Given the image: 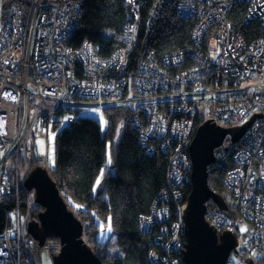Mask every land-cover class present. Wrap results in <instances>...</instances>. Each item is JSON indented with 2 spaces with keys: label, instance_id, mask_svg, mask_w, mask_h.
I'll return each mask as SVG.
<instances>
[{
  "label": "built area",
  "instance_id": "1",
  "mask_svg": "<svg viewBox=\"0 0 264 264\" xmlns=\"http://www.w3.org/2000/svg\"><path fill=\"white\" fill-rule=\"evenodd\" d=\"M125 1L130 13L136 6L142 7L141 0ZM194 1L187 0L186 7L179 11L183 17L194 15ZM202 1V15L213 3L215 19H222L213 32H200L201 36L212 35L216 44L208 54L200 43L198 47L205 49H199L200 58L173 73L168 66L183 53L158 58L149 55L144 58L147 64L140 61L136 67L121 70L123 60L118 64L120 57L115 52L105 59L93 56L95 50L88 41L79 47L71 44L70 37L79 24L76 25L81 0H0V205L16 191V180L21 181L26 204L24 209L18 205L7 213L9 221L0 232V264H25L22 256L26 262L40 264L38 241L28 232L34 206L25 186L32 168L31 139L37 128L49 129L58 122L62 110L67 115L64 121L72 126L81 116L76 109L87 107L86 97L91 90L97 94L96 106L101 109L128 107L142 113L137 115V125L142 129L148 151L158 146L170 151L167 185L152 204L150 213L140 217L143 230L153 232L159 227L152 243L165 252L151 249L149 264H166L163 258L167 256L172 261L170 264H180L174 252L182 254L184 249L187 208L181 187L191 176L189 141L197 127L206 121L233 127L257 115L237 143L240 146L234 153L235 164L227 170L224 182L230 195L235 194L244 205V211L252 207L248 205L250 200L262 203L255 204L259 207L252 214L250 224L233 219L230 209H223L213 200L208 203L206 217L220 231L236 234L235 253L247 259L264 256V35L248 42L239 30L232 32L228 28L229 4L225 0ZM238 1L247 6L245 23L258 19L264 30V0ZM138 25L130 15L124 26V66L130 62ZM220 35L230 44L219 47ZM81 61L88 65L85 70L93 78L85 82L86 87L73 92L61 80L69 66L76 67ZM107 66L112 67V73ZM171 85L177 90L175 94L170 91ZM125 97L127 100L122 101ZM176 103L180 110L173 108ZM260 160L263 164L259 166ZM42 162L47 163L45 155ZM170 201L176 203L175 218L171 217ZM11 212L17 214L15 219ZM256 239H262V244H253L252 240ZM48 241L46 251H61L58 239ZM97 254L102 256L100 252ZM227 264L238 263L230 258Z\"/></svg>",
  "mask_w": 264,
  "mask_h": 264
},
{
  "label": "trees",
  "instance_id": "2",
  "mask_svg": "<svg viewBox=\"0 0 264 264\" xmlns=\"http://www.w3.org/2000/svg\"><path fill=\"white\" fill-rule=\"evenodd\" d=\"M228 1L227 16L248 42L264 35L257 20L248 24L243 20L247 10L245 3ZM155 2L141 0L139 39L129 54L133 65L138 56L148 50L161 57L172 52H185L194 44L197 18L178 14L176 2L165 1L158 10L154 8ZM81 3V20L69 42L79 47L89 41L97 55L106 59L124 43L123 30L130 16L128 5L125 0H81ZM103 112L106 128L92 116H79L72 126L66 124L56 134L55 165L44 166L58 182L71 209L83 221L87 243L94 251H103L101 259L104 263L149 264L151 249L165 252L152 243L159 227L156 226L153 232L143 230L140 217L150 213L152 204L167 185L170 151L164 152L160 146L148 151L143 146L140 130L134 127L135 112L132 109L112 106ZM64 113V110L59 112L62 118H57L59 121L54 127L64 121ZM226 144L227 148L217 149V160L209 168L211 187L224 197L230 195L224 178L227 170L235 164L234 153L240 146L230 140H226ZM30 149L31 167L42 164L36 146L31 144ZM191 188V183L182 185L183 201L188 199ZM24 200L23 193H20L2 202L0 232L9 221L8 211L18 205L24 209ZM169 205L171 217L175 218L176 203L170 201ZM38 207L35 206L33 217H37ZM109 223L116 240L115 248L99 238L102 227ZM174 255L179 257L180 264H185L183 254L174 252ZM21 261L31 264L24 256ZM256 263L264 264V259H256Z\"/></svg>",
  "mask_w": 264,
  "mask_h": 264
},
{
  "label": "water",
  "instance_id": "3",
  "mask_svg": "<svg viewBox=\"0 0 264 264\" xmlns=\"http://www.w3.org/2000/svg\"><path fill=\"white\" fill-rule=\"evenodd\" d=\"M252 116L242 125L221 127L212 121L202 123L189 145L192 162L191 192L184 212L185 264H227L236 252L237 237L230 231H220L206 217L209 201L228 209L225 197L209 183L210 165L217 160L216 151L224 147L227 138L237 144L255 121ZM25 186L35 191V202L43 209L29 222L28 232L44 247L51 238L61 242V251L53 256L54 264H106L84 237L85 226L71 209L58 182L43 164L30 169ZM247 264H257L249 259Z\"/></svg>",
  "mask_w": 264,
  "mask_h": 264
},
{
  "label": "bare ground",
  "instance_id": "4",
  "mask_svg": "<svg viewBox=\"0 0 264 264\" xmlns=\"http://www.w3.org/2000/svg\"><path fill=\"white\" fill-rule=\"evenodd\" d=\"M165 1L176 2V9L178 11V14H180L179 11L181 9L186 7V3H187V0H177V1L176 0H156L154 8L156 10L160 9L161 4L163 2H165ZM225 1L229 4V9H230L229 1L228 0H225ZM180 3H182V4H180ZM194 3H195L194 15L190 16V18L191 17H196L197 18V24H198L199 28H196L197 27V25H196V27L194 29V34H193V43L194 44H193V46L188 47L185 52H181V51L180 52H172V54L183 53L182 57L178 61H176V62H174V63H172V64H170L168 66L169 71L173 72V73L183 69L187 64H191L194 60H197L198 58H200V55H201L200 54V50L194 51L200 45V43L203 44V46L205 47L206 52L208 54L212 51L214 45L216 44L215 41H214V38L212 37V35H209V34H207L206 36H201L200 35L201 31H204L206 33L213 32L215 26L219 27L221 25V23H222V19L220 17H217L215 19L216 16H215L214 4L210 3L208 5V9L202 15V10L204 9V2L202 0H195ZM81 7H82V3L80 4V10H81ZM80 14H81V12H80ZM80 14L78 12L76 25L81 20V15ZM130 15L139 24L138 27L135 30V37H136L135 45H137L138 39H139V34H140V28H141L140 27L141 18H142L141 9L138 6H136L134 8L133 12L130 13ZM180 15L183 16L182 14H180ZM184 17L187 18L186 16H184ZM43 20H46V17H43ZM150 20H148V23H150ZM256 20H258V19H256ZM77 27H78V25H77ZM77 27H76V29H77ZM229 27L232 29V32L238 30L231 20H229V22H228V28ZM76 29L74 30V32L76 31ZM233 34L234 33H232L231 35H233ZM260 37H258V38H260ZM124 38L126 39V37H124V30H123V42H124ZM258 38H256V39H258ZM217 42H218L219 47H221V48H223L224 46H227V45L230 44V42L226 39V37L224 35H220V38H217ZM55 45H58V43L55 42ZM89 45L92 46L91 43ZM123 45H124V43H123ZM123 45H121L119 48H117L114 51L115 53L113 52L114 54H116V56L120 57L118 59V61H117L118 64L121 63L122 60H123V62H126V51H125L126 47H123ZM153 54H155V53L152 50H148L145 53L139 55L137 60H136V64H134V65L132 63H130V62L129 63L127 62L126 65L124 66V63L122 62L121 70H125L126 68H128L130 66L136 67L140 61H142L143 64H147L148 60L144 59V58L148 57L149 55H153ZM172 54H169V55H172ZM94 55L98 56L96 51H95V53H93V56ZM156 57L158 58V56H156ZM57 62L58 61L53 62V63H57ZM62 65H63V63L60 61V66L62 67ZM87 67H88V65H86V63H84V61H81V62L77 63L76 67L69 66L66 69L65 78H62L61 82L64 83V86L66 88L70 89L73 92H77L79 89H81L83 87H86L85 82L87 80L93 78L92 76H89L87 74V72L85 70ZM106 68H107V70L110 73H112V67L107 66ZM52 81H54V78L52 79ZM170 91H171L172 94H175L177 92V90L172 85L170 86ZM85 105H87V106H96V105H98L97 94L94 91L91 90L90 94L86 97ZM173 108L175 110H180V107H179L178 103H176ZM83 109H84V107L80 108V109H76V112L80 113V111H82ZM134 112H135V118L134 119L136 121V124H135V121H133L134 122V127L137 130L138 129L140 130L139 133H141V138H142L141 141H142V144L144 146L142 129H141L140 126L137 125V115L141 116L142 113L139 112V111H134ZM198 120H201L200 116H199ZM194 135H195V133L193 134L191 140L189 141V145H190ZM163 151L166 152V150H163ZM169 160H170V155H169ZM261 164H263L262 160L257 162V165L260 166ZM191 171H192V165H191ZM188 183H191V176H190L189 181L187 183H185V185L188 184ZM20 193H22L21 181L20 180H16V191L14 193H12V195H17V194H20ZM229 197H230V201L228 199H226V198H225V200H226V202L228 204V209H230V214H231L232 218L236 219V220H241L245 224L252 223V214L256 210H258V207H259L258 205H255V204H261L262 201L250 200L248 202V205L252 206V207L250 208V210L244 211V209H243L244 205L238 201V197L235 194H231V195H229ZM183 198H184V196H183ZM183 198H182V200H183ZM252 243L259 246V245L262 244V239L252 240Z\"/></svg>",
  "mask_w": 264,
  "mask_h": 264
},
{
  "label": "rangeland",
  "instance_id": "5",
  "mask_svg": "<svg viewBox=\"0 0 264 264\" xmlns=\"http://www.w3.org/2000/svg\"><path fill=\"white\" fill-rule=\"evenodd\" d=\"M127 96V95H126ZM128 97H125L124 99H122V101H126ZM204 115L207 114L206 111L203 112ZM80 115L81 116H92V117H96L98 118L102 125L103 128H106V117L104 115L103 109L99 108L98 106H87L85 107L82 111H80ZM58 119H61L62 116L58 115L57 116ZM64 118H67L66 113H64ZM66 126V122L62 121L57 127L52 126L49 129H40L37 128V130L34 133V136L31 139V144L36 146V151L38 153V156L40 158L41 163L42 162V158L45 155L46 156V160L47 163L45 164L46 166H54L56 163V148H55V138H56V134L63 128ZM230 140V138L228 137L227 141ZM229 143V142H227ZM31 146V145H30ZM31 155V149H30V154L29 157ZM28 190V189H27ZM29 191V190H28ZM29 195L31 196L32 200L34 201V206L32 205V219L34 218L33 216H35V206L38 205L39 207L37 208L38 211L40 212L43 208L37 204L35 202V191H29ZM225 198H227L230 201V197L229 195L225 196ZM34 207V208H33ZM22 210V209H21ZM23 214L25 213L24 210H22ZM38 212V214H39ZM12 213V217L13 219H15L17 217V214L14 212ZM38 214H36V216H38ZM109 226L111 228V230L109 231ZM99 238L101 240H103L104 242L108 241V244L110 246H112L113 248H115L116 246V240L113 234V230H112V226L111 224H107L104 225L99 233ZM56 238H51L50 241L48 242H53L55 241ZM186 242V241H185ZM47 246V244L45 245ZM45 246L41 247L39 246V250L37 251V257L40 261V264H54V260H53V256L56 252H52V251H46L45 250ZM165 248L168 247V243H165ZM170 250V249H169ZM97 252H100L101 255L103 256V251L101 249H98ZM231 258L236 261L238 264H247V258H244L242 256H240L238 253L233 252L231 255ZM157 259H160L159 256H157ZM255 259H264V256L261 257H257ZM163 262H166V264H170L172 261L170 260V258L164 257L163 258Z\"/></svg>",
  "mask_w": 264,
  "mask_h": 264
},
{
  "label": "snow or ice",
  "instance_id": "6",
  "mask_svg": "<svg viewBox=\"0 0 264 264\" xmlns=\"http://www.w3.org/2000/svg\"><path fill=\"white\" fill-rule=\"evenodd\" d=\"M109 163H111V158L109 157ZM99 180H97V184H99ZM109 231L111 230V228H110V226H109V229H108Z\"/></svg>",
  "mask_w": 264,
  "mask_h": 264
},
{
  "label": "flooded vegetation",
  "instance_id": "7",
  "mask_svg": "<svg viewBox=\"0 0 264 264\" xmlns=\"http://www.w3.org/2000/svg\"><path fill=\"white\" fill-rule=\"evenodd\" d=\"M228 146H227V144L225 143V145H224V148H227ZM223 148V147H222ZM34 218H36V217H34Z\"/></svg>",
  "mask_w": 264,
  "mask_h": 264
}]
</instances>
